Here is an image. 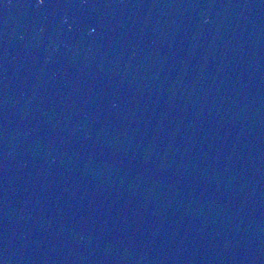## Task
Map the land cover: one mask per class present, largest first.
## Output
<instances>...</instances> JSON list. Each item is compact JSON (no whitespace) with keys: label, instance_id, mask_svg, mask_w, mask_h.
<instances>
[{"label":"water","instance_id":"obj_1","mask_svg":"<svg viewBox=\"0 0 264 264\" xmlns=\"http://www.w3.org/2000/svg\"><path fill=\"white\" fill-rule=\"evenodd\" d=\"M0 264H264V0H0Z\"/></svg>","mask_w":264,"mask_h":264},{"label":"snow or ice","instance_id":"obj_2","mask_svg":"<svg viewBox=\"0 0 264 264\" xmlns=\"http://www.w3.org/2000/svg\"><path fill=\"white\" fill-rule=\"evenodd\" d=\"M41 2H43V0H41Z\"/></svg>","mask_w":264,"mask_h":264}]
</instances>
